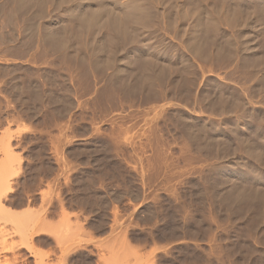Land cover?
Returning <instances> with one entry per match:
<instances>
[{"label":"rangeland","instance_id":"rangeland-1","mask_svg":"<svg viewBox=\"0 0 264 264\" xmlns=\"http://www.w3.org/2000/svg\"><path fill=\"white\" fill-rule=\"evenodd\" d=\"M0 264H264V0H0Z\"/></svg>","mask_w":264,"mask_h":264}]
</instances>
